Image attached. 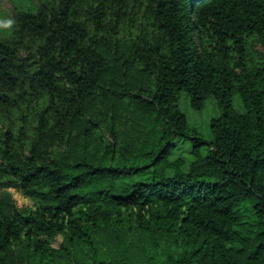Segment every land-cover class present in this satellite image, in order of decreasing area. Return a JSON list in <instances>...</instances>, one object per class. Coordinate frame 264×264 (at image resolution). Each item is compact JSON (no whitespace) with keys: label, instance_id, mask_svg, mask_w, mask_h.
I'll list each match as a JSON object with an SVG mask.
<instances>
[{"label":"trees","instance_id":"trees-1","mask_svg":"<svg viewBox=\"0 0 264 264\" xmlns=\"http://www.w3.org/2000/svg\"><path fill=\"white\" fill-rule=\"evenodd\" d=\"M6 3L0 264H264V0Z\"/></svg>","mask_w":264,"mask_h":264},{"label":"rangeland","instance_id":"rangeland-1","mask_svg":"<svg viewBox=\"0 0 264 264\" xmlns=\"http://www.w3.org/2000/svg\"><path fill=\"white\" fill-rule=\"evenodd\" d=\"M0 1L5 7L7 6L6 0ZM178 107L185 115L187 123L190 126L195 127L203 138L208 139L210 136L209 122L212 118L219 114L214 99L212 97L207 98L203 107L200 110H195L190 106L187 96L184 93H181L178 100ZM233 107L238 113L244 112L242 102L238 97L234 98ZM189 152V142L187 140H183L178 143L177 148H175L171 155V159H174L178 156L189 159ZM7 191L10 193L11 200L18 209L23 210L33 205V201H31L19 190L15 188H8Z\"/></svg>","mask_w":264,"mask_h":264},{"label":"clouds","instance_id":"clouds-1","mask_svg":"<svg viewBox=\"0 0 264 264\" xmlns=\"http://www.w3.org/2000/svg\"><path fill=\"white\" fill-rule=\"evenodd\" d=\"M12 24H13V21H11V20H7L3 23H0V30L11 29Z\"/></svg>","mask_w":264,"mask_h":264},{"label":"crops","instance_id":"crops-1","mask_svg":"<svg viewBox=\"0 0 264 264\" xmlns=\"http://www.w3.org/2000/svg\"><path fill=\"white\" fill-rule=\"evenodd\" d=\"M218 115H219V114H218ZM218 115H216L215 117H218ZM210 139H211V137L209 136L207 140H210Z\"/></svg>","mask_w":264,"mask_h":264}]
</instances>
